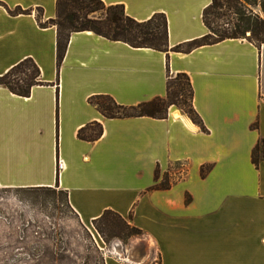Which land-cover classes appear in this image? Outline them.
Segmentation results:
<instances>
[{"label":"crops","instance_id":"0c3cea01","mask_svg":"<svg viewBox=\"0 0 264 264\" xmlns=\"http://www.w3.org/2000/svg\"><path fill=\"white\" fill-rule=\"evenodd\" d=\"M101 1L137 22L165 15L169 51L74 33L58 71L57 29L37 18L56 19L57 0H0V77L32 59L44 84L29 97L0 86V188H58L83 224L112 211L146 235L148 249L135 244L105 264H151L153 246L156 264H264V160L253 163L264 141V44L231 39L177 53L209 33L213 0ZM18 8L32 14L9 12ZM178 74L191 80L206 132L175 107L163 120L107 119L90 102L165 98ZM93 123L101 139L80 140ZM166 177L170 188L155 189Z\"/></svg>","mask_w":264,"mask_h":264},{"label":"trees","instance_id":"16d2710c","mask_svg":"<svg viewBox=\"0 0 264 264\" xmlns=\"http://www.w3.org/2000/svg\"><path fill=\"white\" fill-rule=\"evenodd\" d=\"M256 3L257 0H213L204 12V22L209 33L201 39L178 46L173 51L189 53L202 46L231 39H246L260 48L264 44V19L244 9L245 4L253 6ZM262 10L264 13V3ZM9 12L12 15L32 14L31 11H24L21 8ZM37 18L42 27L54 26L57 29L58 71L61 69L74 33L92 32L97 36L122 42L136 49L169 51L168 21L163 14H157L146 22H137L127 16L123 6L107 7L101 0H57L56 19L43 23L41 10ZM231 25L233 28H230ZM40 78L41 71L37 64L32 59H27L0 77V86L15 95L29 97L33 87L44 85ZM90 102L107 119L148 117L163 120L168 118L169 110L175 107L183 111L195 124L201 126L203 131H207L194 108V89L186 74L169 76L165 98H156L138 106L120 105L110 96H96ZM103 134V126L93 123L81 129L78 137L83 141L96 142ZM261 158L264 160V141H260L254 149L253 163L259 166ZM166 178L169 179L167 184L161 183L155 186V189H169L170 178ZM158 179L159 171L157 181ZM94 224H97V229L101 233L108 231L113 237H120L126 231L132 237L142 234L141 230L136 227L131 228L128 222L112 211L105 212L101 218L94 221Z\"/></svg>","mask_w":264,"mask_h":264},{"label":"rangeland","instance_id":"374dc122","mask_svg":"<svg viewBox=\"0 0 264 264\" xmlns=\"http://www.w3.org/2000/svg\"><path fill=\"white\" fill-rule=\"evenodd\" d=\"M263 3L257 0L244 9L264 19ZM135 244L149 248L143 232L132 237L126 231L113 237L108 231L101 233L97 224H83L58 188H0V264H105L109 257L123 259L124 251ZM152 254L151 264L159 263L155 246Z\"/></svg>","mask_w":264,"mask_h":264},{"label":"bare ground","instance_id":"6f19581e","mask_svg":"<svg viewBox=\"0 0 264 264\" xmlns=\"http://www.w3.org/2000/svg\"><path fill=\"white\" fill-rule=\"evenodd\" d=\"M119 250H116L115 252L117 253V254H119V252H118ZM120 255V254H119Z\"/></svg>","mask_w":264,"mask_h":264}]
</instances>
